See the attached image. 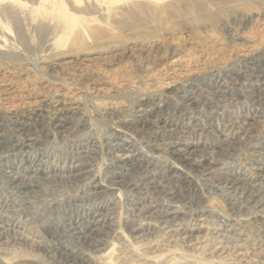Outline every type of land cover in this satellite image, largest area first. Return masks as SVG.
Instances as JSON below:
<instances>
[{"label":"rangeland","instance_id":"1","mask_svg":"<svg viewBox=\"0 0 264 264\" xmlns=\"http://www.w3.org/2000/svg\"><path fill=\"white\" fill-rule=\"evenodd\" d=\"M0 264H264V0H0Z\"/></svg>","mask_w":264,"mask_h":264},{"label":"bare ground","instance_id":"2","mask_svg":"<svg viewBox=\"0 0 264 264\" xmlns=\"http://www.w3.org/2000/svg\"><path fill=\"white\" fill-rule=\"evenodd\" d=\"M192 8H194V9H198V5H195V6H191Z\"/></svg>","mask_w":264,"mask_h":264}]
</instances>
